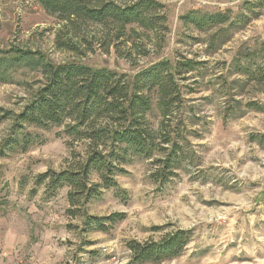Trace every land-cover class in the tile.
<instances>
[{
    "label": "rangeland",
    "instance_id": "obj_1",
    "mask_svg": "<svg viewBox=\"0 0 264 264\" xmlns=\"http://www.w3.org/2000/svg\"><path fill=\"white\" fill-rule=\"evenodd\" d=\"M157 1L164 7L153 32L136 27L116 40L90 24L79 37L70 33L73 52L57 46L65 25L57 15L35 0H0V52L31 49L55 64L76 61L129 78L168 62L174 94L169 116L154 95L147 115L156 138L170 139L165 150L131 156L114 176L117 186L84 208L70 205V187L38 183L78 163L84 142L64 125L14 127L40 72L21 67L0 79V264H264V0ZM218 13L227 22L203 29L187 19ZM187 62L193 71H174ZM91 179L102 183L95 173ZM84 209L120 219L98 230ZM178 229L193 231L180 256L132 261V241H159Z\"/></svg>",
    "mask_w": 264,
    "mask_h": 264
},
{
    "label": "trees",
    "instance_id": "obj_2",
    "mask_svg": "<svg viewBox=\"0 0 264 264\" xmlns=\"http://www.w3.org/2000/svg\"><path fill=\"white\" fill-rule=\"evenodd\" d=\"M47 12L65 21L58 34L57 46L76 52L78 44L71 32L84 33V26L93 24L114 33L116 40L129 38L136 27L153 32L154 14L164 5L157 0H35ZM198 28L227 22L226 15L193 16ZM84 35L81 40L87 41ZM78 41V40H77ZM112 39L105 41L110 43ZM127 41V40H126ZM194 62L178 63L174 71L179 75L194 70ZM28 67L41 74L40 86L16 115L14 127L26 125L48 128L66 127V133L84 142V152L78 163L71 162L65 170H52L39 175L38 183L48 182L49 188L70 187L71 206L82 207L98 198L102 188L117 186L114 176L123 173L133 155L151 157L155 151L165 150L170 139H158L150 127L147 115L153 108L154 96L164 117L170 115L169 100L173 89L168 84L170 64L157 63L136 77L119 74L108 68H94L81 62L55 64L40 51L12 47L0 52V79L8 81L13 69ZM171 82H173L171 80ZM174 84V82H173ZM173 102V101H171ZM97 174L102 183L96 184L91 176ZM72 212V211H71ZM86 223L98 230H106L105 222H116L119 214L108 217L88 216ZM192 230L178 229L166 233L159 241L144 243L132 241L129 248L134 263H160L180 256L192 241Z\"/></svg>",
    "mask_w": 264,
    "mask_h": 264
},
{
    "label": "built area",
    "instance_id": "obj_3",
    "mask_svg": "<svg viewBox=\"0 0 264 264\" xmlns=\"http://www.w3.org/2000/svg\"><path fill=\"white\" fill-rule=\"evenodd\" d=\"M112 259H113V260H116V256H113Z\"/></svg>",
    "mask_w": 264,
    "mask_h": 264
},
{
    "label": "crops",
    "instance_id": "obj_4",
    "mask_svg": "<svg viewBox=\"0 0 264 264\" xmlns=\"http://www.w3.org/2000/svg\"><path fill=\"white\" fill-rule=\"evenodd\" d=\"M10 244V243H9ZM8 246V245H7ZM15 246H12L10 249H13Z\"/></svg>",
    "mask_w": 264,
    "mask_h": 264
}]
</instances>
